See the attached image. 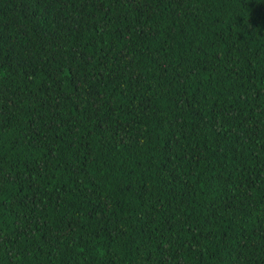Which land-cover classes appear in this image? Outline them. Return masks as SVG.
I'll return each instance as SVG.
<instances>
[{
	"label": "trees",
	"instance_id": "16d2710c",
	"mask_svg": "<svg viewBox=\"0 0 264 264\" xmlns=\"http://www.w3.org/2000/svg\"><path fill=\"white\" fill-rule=\"evenodd\" d=\"M0 264H264V0H0Z\"/></svg>",
	"mask_w": 264,
	"mask_h": 264
}]
</instances>
